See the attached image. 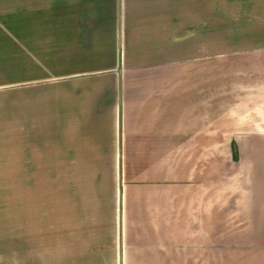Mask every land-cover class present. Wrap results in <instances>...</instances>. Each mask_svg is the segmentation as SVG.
<instances>
[{
    "label": "crops",
    "instance_id": "0c3cea01",
    "mask_svg": "<svg viewBox=\"0 0 264 264\" xmlns=\"http://www.w3.org/2000/svg\"><path fill=\"white\" fill-rule=\"evenodd\" d=\"M247 14L242 0H0V174L116 175L85 211L113 227L95 264H203L204 238L218 243L240 210L253 228L228 239L264 232V134L236 152L219 149L217 132L235 119L264 125V36L246 35ZM237 26L245 36L220 37ZM137 61L152 85L130 82L151 75ZM262 242L226 252L257 249L238 264H264Z\"/></svg>",
    "mask_w": 264,
    "mask_h": 264
},
{
    "label": "rangeland",
    "instance_id": "374dc122",
    "mask_svg": "<svg viewBox=\"0 0 264 264\" xmlns=\"http://www.w3.org/2000/svg\"><path fill=\"white\" fill-rule=\"evenodd\" d=\"M242 1L246 5V10L249 13L242 17L247 21L249 26L251 25L250 30L247 29L246 35L251 36L252 38L258 37L259 35L264 36V30L258 29L261 27V24L259 26L258 23L254 24L255 21H257V18L260 17L257 15L260 12L264 13V0ZM249 15L256 18V20L253 18L251 20ZM152 16L153 15H148L139 10L136 12V17L138 19L141 17L139 20L150 22ZM157 18L158 17L155 16V19ZM239 27L237 26L234 35L229 32L230 29L220 30V37L226 36L231 38V36H233V38L239 39V36H245V34L240 31L241 29L238 30ZM258 47H260V45H258ZM173 48L177 49V46H174ZM148 56L142 58L144 60L152 58ZM136 59L142 61L140 60V57H136ZM138 61L137 65L139 67L145 64L142 62H139L140 64H138ZM249 61L251 60H247V62ZM247 62L241 64V66H245L248 71L249 64L252 63ZM147 65V68H140L145 70L146 73L150 72L151 75L142 79H140L138 75H134L130 81L131 83L136 85L138 81H140L139 85L153 84L154 70L149 63H147ZM234 65H236L235 62ZM252 78L253 77L248 76L244 80L253 83L254 80ZM240 104L241 101L236 103L235 118L243 113L240 108H237V105ZM263 109L264 107L262 106L261 115H264ZM259 115V112H256L253 117H259ZM240 121H242V119H235L234 124L232 125L226 126L220 124L218 126L217 132L219 133V139L222 138V141L219 140V149L224 148L225 145L229 148L232 144L235 146L236 152L241 149H247L249 145L253 147L251 150L258 149L260 143H246V140L249 137L247 133L251 132L254 134L259 131L264 134V125H243L240 124ZM61 127L62 126H59V128ZM224 137L226 138L224 139ZM227 137H232V141H227ZM237 138H240L243 142H241V144L237 143ZM233 139H235V141ZM220 160L226 161V158ZM63 164L65 163L60 161L59 165ZM262 169L263 167H261V170ZM13 171H15L14 168H12V170L9 169L8 173L0 174V256L5 257L7 261H19L24 262L25 264H41V262L45 260L43 254L47 249H51V251L53 250L52 256L50 255L52 263L95 264L92 258L99 252V246L105 244L107 239L111 237L113 227L110 224V221L104 217V220H101L100 218H96L100 220H95L93 218L87 221L85 211L86 208H88L89 212L94 207L96 209L97 206H95V202L93 201L94 198L92 197L98 196L99 190H101V188L98 187L111 184L116 175L70 174L67 172L24 175L13 173ZM251 175L254 174L252 173ZM120 176L118 175L119 178ZM111 177L113 178V181ZM248 185L247 183H244V186ZM257 185L258 182L256 181V183L252 182L249 186L254 188L257 187ZM250 192L252 193L253 189L250 190ZM104 194L108 196V192H104ZM127 194L128 193L124 192V195ZM125 198L124 200H126ZM237 199L238 198H235V200ZM82 201H85L86 204H83ZM70 203H72L71 206ZM105 205L106 204L101 207L103 208L102 213L108 215L109 211L104 209ZM242 212V210L236 212L235 216L232 218L234 228H230L229 230L232 229V231H229V233L222 229H226L227 222L220 223L218 243H216V240L211 237L204 238V240L207 241V248H202L204 253L201 254L204 258L203 264H212L213 262L214 264H238V262H243V260H241L243 257L241 256L249 257L252 260L257 259L256 256L246 253L253 252L257 249L250 251L245 248L235 249L233 250L234 253L231 255H227L226 252L228 245H235L237 248L248 245L255 246V242L259 237L263 241L262 244L264 243V236H261L264 232L261 231L260 234L248 237L247 240L245 237L244 239L239 237L228 239L226 237V235H232L231 232L233 233V230L234 234L239 232L249 235V231L247 230L245 232V230L249 226L253 228L254 222L251 225V222L244 215L247 214V209L246 213L244 212L243 214ZM250 214L253 215L251 212ZM252 218L254 220V217ZM235 229L238 230V232ZM261 230H263V227ZM207 233V228L204 226L203 234L206 235ZM216 248L217 253L215 252ZM40 250L42 252H40ZM82 251L84 252L80 253ZM216 255L218 256L217 259L215 257ZM229 257H231V260L228 259ZM249 262L250 261L247 260L244 263L249 264Z\"/></svg>",
    "mask_w": 264,
    "mask_h": 264
}]
</instances>
